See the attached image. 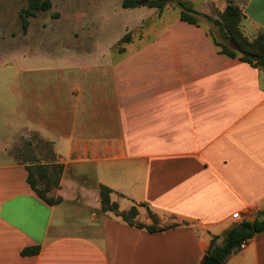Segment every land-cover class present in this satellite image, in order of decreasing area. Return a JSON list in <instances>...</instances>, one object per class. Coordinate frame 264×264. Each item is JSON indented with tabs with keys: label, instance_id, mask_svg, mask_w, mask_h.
I'll return each mask as SVG.
<instances>
[{
	"label": "crops",
	"instance_id": "0c3cea01",
	"mask_svg": "<svg viewBox=\"0 0 264 264\" xmlns=\"http://www.w3.org/2000/svg\"><path fill=\"white\" fill-rule=\"evenodd\" d=\"M233 1L251 40L264 0ZM188 2L213 18L227 6ZM170 4L118 55L20 73L14 134L0 131V264H202L212 238L221 245L264 211V71L219 54L207 19L182 21L179 8L159 24ZM29 132L63 166L59 203L38 197L9 153ZM99 185L119 211L173 227L150 232L102 212ZM245 243L222 264H264V232Z\"/></svg>",
	"mask_w": 264,
	"mask_h": 264
},
{
	"label": "rangeland",
	"instance_id": "374dc122",
	"mask_svg": "<svg viewBox=\"0 0 264 264\" xmlns=\"http://www.w3.org/2000/svg\"><path fill=\"white\" fill-rule=\"evenodd\" d=\"M122 1L51 0L52 7L38 12L35 17H28V24L23 28L20 14L26 0H0V131L4 137L14 134L13 110L18 103L16 96L21 72L74 64L76 56L95 62L102 55L106 58L109 54L122 53L125 43L141 37L142 33L143 37L145 33L149 37L146 29L156 21L158 10L148 6L123 8ZM181 1L189 3L188 0ZM190 1L198 11H203V1L206 0ZM224 1L228 3L229 0ZM172 2L169 6H174L175 10L164 13L159 24L164 25L176 16L179 7L176 0ZM190 7L194 9L192 5ZM152 10L155 11L153 14ZM221 13L214 18H219ZM200 18L202 16H196L197 21L205 26L207 20ZM126 34L130 39L120 41ZM210 34L216 41L224 42L214 24ZM87 35L90 40L84 39ZM8 149L16 161L24 165L40 164L49 168L52 163L50 143L31 132L18 134ZM54 183L52 176L37 179L39 189L45 191L51 187V191H45L49 197L55 190Z\"/></svg>",
	"mask_w": 264,
	"mask_h": 264
},
{
	"label": "trees",
	"instance_id": "16d2710c",
	"mask_svg": "<svg viewBox=\"0 0 264 264\" xmlns=\"http://www.w3.org/2000/svg\"><path fill=\"white\" fill-rule=\"evenodd\" d=\"M172 1L173 0H123L122 7L135 8L139 6H148L151 8H156L158 10V13L161 14L163 9ZM176 3L180 8L179 18L182 21L195 24L196 16L201 15L203 18L207 19L218 28V31L224 39V42L216 41L213 37L212 40L214 45L218 49L219 54L227 56L229 58H239L240 60L249 63L253 67L264 71V30L259 32L251 40L244 36L240 25L243 16L239 7L232 1H228L227 6L220 14L219 18H213L209 15L200 14L192 9L190 5L184 1L176 0ZM51 7V0H26V6L22 8L20 14L23 28H26L28 24V17H35L38 12L48 11ZM129 39L130 36L126 34L120 41ZM236 47L239 48L242 52L253 55L255 58L250 59L246 56L241 55L235 50ZM25 169L27 171V182L31 189L38 195V197H40L49 205H53L61 201V197L56 195L55 190L51 192L52 196L49 197L45 195V191H51V187H48V190L45 191L37 187V179H40L42 177L51 178L52 176L55 178L54 189H56L58 187L60 175L63 170V166L61 164L51 163L49 168L40 164H35L32 166L26 165ZM48 169H50L49 175L46 176ZM98 189L100 207L102 212H113L116 216L121 217L122 220L129 225L139 228H145L150 232L161 231L173 227V225L163 227L158 226L156 217L151 213H149V217L152 219L151 225H145L137 221L136 217L138 212L135 207H131L126 211H119L118 205L114 202H111L110 200L112 190L103 185H99ZM262 232H264V211L260 212L253 220L242 221L236 226L229 229L225 233L221 245H217L216 239L212 238L206 256L211 257L218 264H222L230 255L235 254L239 251L240 245L243 242L250 240L256 234H260ZM37 250L38 248L36 247L33 249L24 250L22 253L32 254L36 253Z\"/></svg>",
	"mask_w": 264,
	"mask_h": 264
},
{
	"label": "water",
	"instance_id": "95a60500",
	"mask_svg": "<svg viewBox=\"0 0 264 264\" xmlns=\"http://www.w3.org/2000/svg\"><path fill=\"white\" fill-rule=\"evenodd\" d=\"M235 50L237 51V52H239L241 55H243V56H246V57H248V58H250V59H254L255 57L253 56V55H251V54H249V53H246V52H242L239 48H235ZM236 225V224H235ZM202 264H218L215 260H213L211 257H209V256H205L204 257V259H203V262H202Z\"/></svg>",
	"mask_w": 264,
	"mask_h": 264
},
{
	"label": "built area",
	"instance_id": "2783aa9c",
	"mask_svg": "<svg viewBox=\"0 0 264 264\" xmlns=\"http://www.w3.org/2000/svg\"><path fill=\"white\" fill-rule=\"evenodd\" d=\"M234 217H237V214H235ZM245 246H246V243L243 242V243L240 245V248H244Z\"/></svg>",
	"mask_w": 264,
	"mask_h": 264
}]
</instances>
